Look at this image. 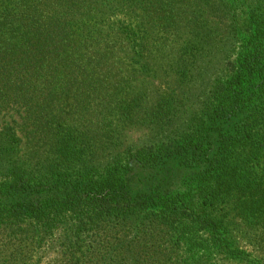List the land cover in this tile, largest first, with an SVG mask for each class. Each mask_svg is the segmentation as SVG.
Listing matches in <instances>:
<instances>
[{"label":"trees","instance_id":"obj_1","mask_svg":"<svg viewBox=\"0 0 264 264\" xmlns=\"http://www.w3.org/2000/svg\"><path fill=\"white\" fill-rule=\"evenodd\" d=\"M118 48L143 70L158 54L178 93L149 112L159 137L104 164L108 128L141 120L144 102L107 73ZM214 59L199 109L181 117L188 85ZM0 107L24 109L46 146L23 164L14 127L0 133V230L14 264L61 227L74 234L70 264L158 254L208 264L216 247L246 259L225 209L264 224V0H0ZM92 111L99 120L86 125Z\"/></svg>","mask_w":264,"mask_h":264},{"label":"rangeland","instance_id":"obj_2","mask_svg":"<svg viewBox=\"0 0 264 264\" xmlns=\"http://www.w3.org/2000/svg\"><path fill=\"white\" fill-rule=\"evenodd\" d=\"M249 1L253 2L255 0ZM111 36L112 41H118L117 37H114V35ZM158 59L159 55L156 54L153 58V63L149 65L147 70H143L138 65L129 64L131 63V60H129L128 56H125V53L119 48L116 53L111 56L107 73L110 74L113 80L118 78L123 81L124 79L128 84L125 88L127 94L134 98H136L135 96L142 95L144 96V102L142 113L138 114V117L141 118V120L131 124L125 123L124 125L119 122H113V125L108 128L111 138L106 142L105 146H102L101 151H99L100 162L104 164L111 162L117 153H122L123 157L127 158V156L132 155V153H135L139 149L147 147L143 145L150 143L154 135L157 137L160 136V132L156 129L155 132L153 130L154 125L151 123L152 116L149 112H152L157 106L158 96L161 93L169 95V92L175 94L178 92L177 90H174V78L171 76L168 77L166 73H163L165 71L161 70L160 65L157 64ZM218 66V62L215 63L214 59L203 69L201 73L202 76L198 77V79L188 85L189 90L187 95L184 96L183 107L179 112L181 117H188L199 109L200 100L203 98L205 91L208 90L211 82L220 72V70H217ZM165 69L168 71L169 65L165 66ZM170 78L172 86L168 83ZM100 85H103V83H100ZM105 93L106 89L104 91V94ZM109 94L103 96V100L109 98ZM94 102L95 106L104 102L101 101V94L95 96ZM92 114L93 117L89 118L92 121L85 122L86 125H93V119L99 120L95 118L97 112L92 111ZM10 126L14 127L17 133L19 143H16L17 153L15 154L21 163H36L34 161L40 156L42 157H40L39 160L45 158L43 155L46 154V146H40L39 135L32 131V122L26 118L24 109L19 107L3 109L0 107V133ZM225 212V226L228 230L230 237L229 240L232 246L234 248H241L246 251L248 255L243 261L238 258L235 259L227 253L221 252L219 248L216 247L217 249L215 248L214 250L213 259L211 263L208 264H255L257 263L255 260H258L259 258L264 259V224H255L256 220L253 219H251V222L243 219L232 209V207L229 206L226 207ZM112 224L115 223L109 222L106 225L110 226ZM94 233V231H91L87 234ZM121 234L123 235V233ZM73 235L71 227H61L56 229L52 235L45 237L41 246H34V253L29 259L28 264H70V259L64 254V252L69 248V242L74 240ZM87 237L88 236L83 233L82 238L85 239ZM161 243L164 244V247L162 248L165 249L167 246L166 240H162ZM9 246L5 230H0V264H14L13 258L11 257L12 249H10V252L7 249ZM248 256L252 259L248 258ZM143 258L146 259V264H161V261L158 260L159 254L154 257L149 256ZM91 262L92 261L88 258L83 259V264H90ZM166 262L169 264L172 260Z\"/></svg>","mask_w":264,"mask_h":264}]
</instances>
